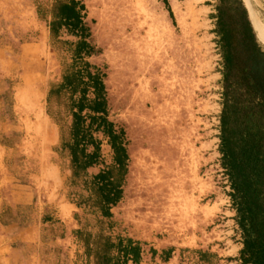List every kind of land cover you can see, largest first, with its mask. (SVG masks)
I'll return each mask as SVG.
<instances>
[{"label": "rangeland", "instance_id": "obj_1", "mask_svg": "<svg viewBox=\"0 0 264 264\" xmlns=\"http://www.w3.org/2000/svg\"><path fill=\"white\" fill-rule=\"evenodd\" d=\"M82 1L97 49L90 60L105 67L109 117L125 130L128 171L126 120L140 119L143 103L153 106L140 131L146 170L129 197L126 176L110 219L75 206L80 187L70 184L69 157L57 149L59 126L47 113L48 85L69 61L65 50L51 46L36 12L51 0H0V256L13 250L32 253L40 264H87L72 230L101 228L140 241L139 264H240L217 150L221 75L210 17L217 0H175V6L168 0L173 18L161 0ZM249 2L264 32V0ZM28 63L39 71H28ZM34 91L50 127L45 141L33 125ZM101 153L109 163L105 139Z\"/></svg>", "mask_w": 264, "mask_h": 264}, {"label": "trees", "instance_id": "obj_2", "mask_svg": "<svg viewBox=\"0 0 264 264\" xmlns=\"http://www.w3.org/2000/svg\"><path fill=\"white\" fill-rule=\"evenodd\" d=\"M161 1L173 18L168 1ZM214 9L210 17L221 75L217 150L241 243L236 260L264 264V46L243 0H217ZM36 12L46 21L51 46L68 54L60 79L48 85L46 102L48 115L59 126L57 149L69 157L70 184L80 187L73 202L83 212L110 219L123 197L129 154L125 130L109 117L105 67L90 60L97 49L89 40L85 4L51 0L48 8L37 5ZM64 116L69 117L67 124ZM103 139L111 150L109 163L103 162ZM72 233L83 245L87 264L141 261V242L129 236H111L101 228ZM172 250L165 252V259Z\"/></svg>", "mask_w": 264, "mask_h": 264}, {"label": "bare ground", "instance_id": "obj_3", "mask_svg": "<svg viewBox=\"0 0 264 264\" xmlns=\"http://www.w3.org/2000/svg\"><path fill=\"white\" fill-rule=\"evenodd\" d=\"M245 1L250 6L251 18H252V22H253L255 31H256L258 37L260 38V40L264 43V32L261 29L259 22L257 21V18L254 14L253 8H252L249 0H245ZM172 4L175 6V5H177V2L175 0H173ZM37 68H38L37 64H31V63L26 64V69L30 72L39 71ZM32 77H33V80H35L37 75H34ZM31 97H32L31 98V110L34 114L33 125H34V128L40 133L41 137L43 138V141H45L48 138V136L50 135V127H49L46 119L42 116L41 111H40V106L38 104L39 99H40V95L38 92L34 91L31 95ZM150 105H151L150 108L148 106V102L143 103L141 105V107L138 110L140 119L135 120V121L126 120V129L128 130V133L130 134L131 139H132V155H131V161H130V168H129L128 175H127V187L125 190V193L128 197H129V194L132 192V186L135 185V183L138 181L139 177L142 178V175L144 174V172L146 170V167L144 166V164H142V162H143L142 151H141V147L139 145H140V140H141L140 131H141L142 126H143V121L145 119H147L149 114L153 111V106H152V104H150ZM136 193L139 194L141 192L139 190H137Z\"/></svg>", "mask_w": 264, "mask_h": 264}, {"label": "crops", "instance_id": "obj_4", "mask_svg": "<svg viewBox=\"0 0 264 264\" xmlns=\"http://www.w3.org/2000/svg\"><path fill=\"white\" fill-rule=\"evenodd\" d=\"M243 2H244L245 6L247 8L250 21H251L253 29L255 31V28H254V25H253V22H252V18H251L250 6L248 5V3L245 0H243ZM255 34H256V37H257L258 41L263 43L260 40V38L258 37L256 31H255ZM240 247H241V243L239 241L238 250H239ZM1 259H2L3 264H40L38 258L35 257L32 253H26V252H19L18 253V252L13 251V250H10L7 255L6 254H2V256H0V260Z\"/></svg>", "mask_w": 264, "mask_h": 264}]
</instances>
